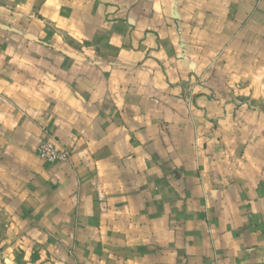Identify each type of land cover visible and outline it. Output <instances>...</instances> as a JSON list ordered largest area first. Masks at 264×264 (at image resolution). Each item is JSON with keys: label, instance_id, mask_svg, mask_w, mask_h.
Returning <instances> with one entry per match:
<instances>
[{"label": "crops", "instance_id": "0c3cea01", "mask_svg": "<svg viewBox=\"0 0 264 264\" xmlns=\"http://www.w3.org/2000/svg\"><path fill=\"white\" fill-rule=\"evenodd\" d=\"M0 217V264H264V0H1Z\"/></svg>", "mask_w": 264, "mask_h": 264}, {"label": "built area", "instance_id": "2783aa9c", "mask_svg": "<svg viewBox=\"0 0 264 264\" xmlns=\"http://www.w3.org/2000/svg\"><path fill=\"white\" fill-rule=\"evenodd\" d=\"M1 3V0H0ZM38 155L50 162L63 163L71 158V153L68 150H60L52 141H43L38 149Z\"/></svg>", "mask_w": 264, "mask_h": 264}, {"label": "rangeland", "instance_id": "374dc122", "mask_svg": "<svg viewBox=\"0 0 264 264\" xmlns=\"http://www.w3.org/2000/svg\"><path fill=\"white\" fill-rule=\"evenodd\" d=\"M3 221V219L0 217V223Z\"/></svg>", "mask_w": 264, "mask_h": 264}]
</instances>
